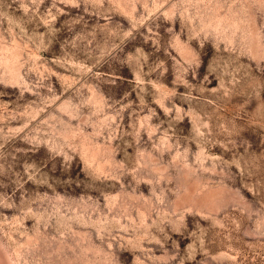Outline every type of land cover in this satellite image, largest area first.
<instances>
[{
    "label": "rangeland",
    "instance_id": "1",
    "mask_svg": "<svg viewBox=\"0 0 264 264\" xmlns=\"http://www.w3.org/2000/svg\"><path fill=\"white\" fill-rule=\"evenodd\" d=\"M0 264H264V0H0Z\"/></svg>",
    "mask_w": 264,
    "mask_h": 264
}]
</instances>
